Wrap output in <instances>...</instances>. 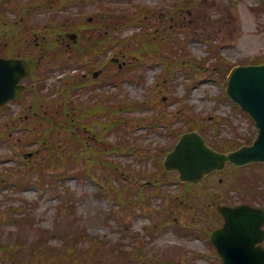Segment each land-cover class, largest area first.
<instances>
[{
    "label": "rangeland",
    "instance_id": "374dc122",
    "mask_svg": "<svg viewBox=\"0 0 264 264\" xmlns=\"http://www.w3.org/2000/svg\"><path fill=\"white\" fill-rule=\"evenodd\" d=\"M25 1L13 0V10L21 11ZM218 1L197 0L198 6L194 7L196 10L186 9L176 17H173L177 14L176 0H80L79 5L70 9L57 7L54 10L32 12L34 14L30 15L28 25L31 27L37 30L60 27L62 33L71 31V27L78 30L77 24L80 23L85 31L90 32L91 29H87V19L94 16L97 32L105 33L108 27L113 36H118L119 33L112 29L105 14L129 11V14L138 17L139 23L135 28H125L124 36L138 34L139 38H145L142 32L146 31L147 34L171 35L178 40L165 46L167 49L163 55L168 57V62L157 56H149L143 61L135 60L128 52L130 56L127 55V66L119 69L107 62L109 57H104L95 68H105L101 78L97 82L83 83L84 86L100 87L102 97L111 100L110 103H118L120 107L125 106L126 101H135L148 102L154 108L144 112L128 111L126 118L131 120L128 131L111 138L113 142L121 143V151L111 158L119 170L113 171L110 177L117 181L132 179L129 184L135 190L133 201L137 209L127 207L121 210L108 202L107 193L98 182L108 180L109 172L102 168L93 172L88 170L84 177H79L82 168L77 167L64 180L63 185L76 197L77 216L81 217L84 227H87L89 234L103 251L108 249L103 243L112 244L113 241L122 239V245L129 246L130 250L141 247L138 264H222L208 239L210 229L218 221L215 209L210 207L218 200L210 199L211 193L215 192L226 201L222 192L226 193L228 186L238 185L243 176L253 173L262 176L259 185L264 189V166H253L248 168L249 173L246 169L236 172L234 176L232 170H227L209 178L195 191L177 184L175 174L171 181L159 174L157 151L167 148L177 139L171 129L186 132L195 123L194 119H203L202 122L209 118L215 122L220 121L221 133L217 139L238 138L243 143L249 136L257 134L251 117L224 96V75L231 64L264 59V12L256 11V7L263 5L264 0ZM201 3L204 4L207 17H203L204 13L200 14L198 11ZM15 16L16 12H13V19ZM147 25H150L149 29H145ZM206 38H213V47L202 40ZM121 39L124 42V38ZM84 43L90 45L87 37L79 44L84 49L80 56L74 57L72 54L62 56L52 63L44 62L38 79L43 76V83L53 87L65 85L59 81V75L66 78L77 74L78 78L70 80V83L80 81L81 75L87 71L85 64L91 61V53ZM13 46L19 47V44L13 43ZM219 53L229 62L222 71L223 80L219 79L221 75L212 66ZM133 66L135 69L132 70ZM64 67L67 68L63 69ZM172 67L174 71L170 73ZM118 72H123V76L115 84L112 78ZM28 97L21 103L8 107L0 115V264L7 260L10 261L8 264L15 263L9 258L12 254L9 249L14 247L20 257L33 262L36 257L30 247L35 246L38 239L46 234L54 236L52 241L47 238L52 259H56V256L61 258L58 249L63 250L64 246H61L60 233L68 228L72 229L69 218L65 219L63 215L58 218L57 188L53 189L49 184L43 186L41 181L38 182V174H42L41 168L35 169L37 174L32 178L30 169L50 159H54L58 166L69 154L77 151L72 143L63 139L65 131L60 132L53 140L56 146H65L63 151L55 148L45 151L42 137L46 134L40 131L30 138L33 121L26 124L24 116L28 111L27 107L35 99L27 100ZM162 110L168 114V121H156L159 128H151L147 119L155 118ZM212 134L214 130L208 134L209 138H212ZM29 152L34 153L32 158L27 157ZM59 170L50 168L44 171L50 181L52 174ZM139 175L145 177L139 179ZM153 181H157L160 192H157V183ZM146 184L149 185L143 188L146 198L143 203H148L149 208L143 209L137 193ZM241 192L246 195L243 186ZM175 196H182L184 203L181 204V198L175 199ZM64 257L71 258L64 264H77L73 250L66 252ZM115 259L114 253L106 256L107 262ZM57 262L59 264V259Z\"/></svg>",
    "mask_w": 264,
    "mask_h": 264
},
{
    "label": "water",
    "instance_id": "95a60500",
    "mask_svg": "<svg viewBox=\"0 0 264 264\" xmlns=\"http://www.w3.org/2000/svg\"><path fill=\"white\" fill-rule=\"evenodd\" d=\"M27 73L22 62L0 59V105L21 93L18 83ZM227 91L254 117L260 128L259 136L250 147L220 154L213 151L199 133L185 134L164 162L167 170L179 171L183 182L198 183L208 173L223 169L228 161L236 165L264 161V65L235 68ZM222 212L226 225L213 232L212 241L225 264H264V250L256 247L264 233L261 231L264 211L241 206L224 208Z\"/></svg>",
    "mask_w": 264,
    "mask_h": 264
},
{
    "label": "trees",
    "instance_id": "16d2710c",
    "mask_svg": "<svg viewBox=\"0 0 264 264\" xmlns=\"http://www.w3.org/2000/svg\"><path fill=\"white\" fill-rule=\"evenodd\" d=\"M226 144H228V143H226ZM62 208H63V205H62ZM73 234H75V244H76V246H79V245L85 246V241L87 242V240H86V237H87L86 231L84 229L81 230L80 228H78L76 230V232H73ZM120 258H121V256H120ZM119 262H120V259L116 262V264H118Z\"/></svg>",
    "mask_w": 264,
    "mask_h": 264
},
{
    "label": "flooded vegetation",
    "instance_id": "af4514ba",
    "mask_svg": "<svg viewBox=\"0 0 264 264\" xmlns=\"http://www.w3.org/2000/svg\"><path fill=\"white\" fill-rule=\"evenodd\" d=\"M4 24L7 25V22H5ZM30 86H31V85H29V87H30ZM33 87H38V86L33 85ZM41 87H43V86H41Z\"/></svg>",
    "mask_w": 264,
    "mask_h": 264
}]
</instances>
